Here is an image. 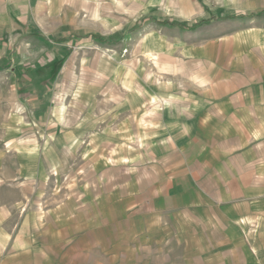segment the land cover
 Instances as JSON below:
<instances>
[{"label": "rangeland", "instance_id": "374dc122", "mask_svg": "<svg viewBox=\"0 0 264 264\" xmlns=\"http://www.w3.org/2000/svg\"><path fill=\"white\" fill-rule=\"evenodd\" d=\"M51 7L33 12L28 27L0 34V213L12 214L9 226L20 213L67 210L73 198L108 187L126 184L129 197L147 191L158 166L184 159L173 156L182 142L163 133L169 121H186L185 111L199 98L201 69L260 53L242 42L236 24L222 19L260 12L264 0H53ZM212 17L219 21L193 32L165 25ZM223 34L235 37L202 42ZM60 38L67 41H50ZM209 157L188 155L190 164L177 170L191 169L189 176L198 175L191 183L202 182L209 171H201V160ZM231 183L214 189L224 200L220 211L252 214L249 200H257L255 218L242 225L250 235L244 242L260 247L257 259L264 262V188ZM26 196L33 201L24 203ZM179 238L165 239L170 245L162 258L182 259Z\"/></svg>", "mask_w": 264, "mask_h": 264}, {"label": "crops", "instance_id": "0c3cea01", "mask_svg": "<svg viewBox=\"0 0 264 264\" xmlns=\"http://www.w3.org/2000/svg\"><path fill=\"white\" fill-rule=\"evenodd\" d=\"M52 4L53 0H0V34L24 27L33 12H50ZM211 20L219 21L212 17L199 24L165 25L193 32ZM222 20L236 24L240 38H245L242 42L253 45L260 53L255 57H235L236 61H230L228 66L218 62L217 66L201 69L196 77L199 98L195 97L190 111H185L186 121H169L163 133L165 140L182 142L173 156L184 159H168L166 166H158L148 190L137 191L133 197L128 196L126 184H120L116 186L119 190L108 187L109 192L97 195L95 191L88 198H73L67 210L62 205L46 213H20L16 215L18 221L10 226L12 214L0 213V264L264 263L257 259V252L263 250L244 242V237L250 235L242 225L255 218L257 200H249L255 211L252 214L228 215L220 211L224 200L214 190L222 186L229 189L233 181H238V188H264V10L229 15ZM234 37L223 34L202 42L221 43ZM50 41L63 43L67 39ZM25 91L34 97L32 89ZM188 155L210 156L201 160V171H209L202 182L191 183L190 179L198 178L189 176L191 169L177 170L190 164ZM209 163H216L218 170L210 169ZM142 177L145 179V174ZM177 189H183L181 195ZM175 193L178 198H174ZM33 199L26 196L22 200L27 204ZM98 235L105 237L104 242L98 240ZM180 236L185 242L182 259L162 258L160 252L170 245L163 243L165 239L181 240ZM98 251H103V256Z\"/></svg>", "mask_w": 264, "mask_h": 264}]
</instances>
